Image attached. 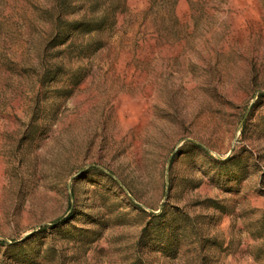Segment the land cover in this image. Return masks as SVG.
I'll use <instances>...</instances> for the list:
<instances>
[{
	"label": "rangeland",
	"instance_id": "374dc122",
	"mask_svg": "<svg viewBox=\"0 0 264 264\" xmlns=\"http://www.w3.org/2000/svg\"><path fill=\"white\" fill-rule=\"evenodd\" d=\"M0 264H264V0H0Z\"/></svg>",
	"mask_w": 264,
	"mask_h": 264
},
{
	"label": "trees",
	"instance_id": "16d2710c",
	"mask_svg": "<svg viewBox=\"0 0 264 264\" xmlns=\"http://www.w3.org/2000/svg\"><path fill=\"white\" fill-rule=\"evenodd\" d=\"M161 214H158V215H151L153 218H157L159 217ZM66 220H59L58 222H56V224H60V223H64Z\"/></svg>",
	"mask_w": 264,
	"mask_h": 264
}]
</instances>
